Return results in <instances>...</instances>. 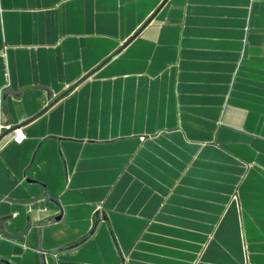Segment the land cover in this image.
I'll return each instance as SVG.
<instances>
[{
	"label": "crops",
	"instance_id": "1",
	"mask_svg": "<svg viewBox=\"0 0 264 264\" xmlns=\"http://www.w3.org/2000/svg\"><path fill=\"white\" fill-rule=\"evenodd\" d=\"M0 264H264V0H0Z\"/></svg>",
	"mask_w": 264,
	"mask_h": 264
},
{
	"label": "built area",
	"instance_id": "2",
	"mask_svg": "<svg viewBox=\"0 0 264 264\" xmlns=\"http://www.w3.org/2000/svg\"><path fill=\"white\" fill-rule=\"evenodd\" d=\"M13 135H14V138H13V142L15 144H21L23 139H24V135H23V132H22V129L21 128H16L13 130ZM17 137H22V139H20L19 141L17 140Z\"/></svg>",
	"mask_w": 264,
	"mask_h": 264
},
{
	"label": "snow or ice",
	"instance_id": "3",
	"mask_svg": "<svg viewBox=\"0 0 264 264\" xmlns=\"http://www.w3.org/2000/svg\"><path fill=\"white\" fill-rule=\"evenodd\" d=\"M20 139H22V137H17V140L19 141Z\"/></svg>",
	"mask_w": 264,
	"mask_h": 264
},
{
	"label": "water",
	"instance_id": "4",
	"mask_svg": "<svg viewBox=\"0 0 264 264\" xmlns=\"http://www.w3.org/2000/svg\"><path fill=\"white\" fill-rule=\"evenodd\" d=\"M3 136H4V135H3ZM3 136H2V137H3Z\"/></svg>",
	"mask_w": 264,
	"mask_h": 264
}]
</instances>
